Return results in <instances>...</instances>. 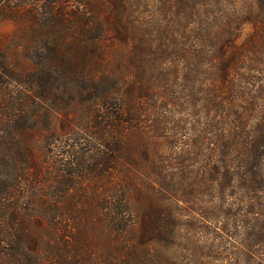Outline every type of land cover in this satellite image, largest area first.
Listing matches in <instances>:
<instances>
[{"label":"trees","instance_id":"obj_1","mask_svg":"<svg viewBox=\"0 0 264 264\" xmlns=\"http://www.w3.org/2000/svg\"><path fill=\"white\" fill-rule=\"evenodd\" d=\"M150 2L0 0V264H264V0Z\"/></svg>","mask_w":264,"mask_h":264},{"label":"rangeland","instance_id":"obj_2","mask_svg":"<svg viewBox=\"0 0 264 264\" xmlns=\"http://www.w3.org/2000/svg\"><path fill=\"white\" fill-rule=\"evenodd\" d=\"M105 0H103L104 2ZM145 3L143 7H141L140 9L145 13L143 14L144 17L149 16L150 11L153 10L152 8V4L150 2V0H144ZM169 84H171V86L173 85V83L177 82L176 84L180 83L179 80L176 78H170L168 80ZM175 87L177 85H174ZM174 87V88H175ZM183 106L181 107V109L185 108L186 110L181 112V113H175L172 115H168L167 116V121L165 124V132L163 134L157 133V132H153V137L155 139V142L159 145L160 147V151L163 154V156L165 157H170V158H174L173 155L176 154V156H178L179 154H185L183 152L186 151L188 148L186 146H183V144H186L188 142H190V140L192 139V131H191V122H192V118L195 115L193 111L191 110V107L189 104L183 103ZM192 115V117H191ZM175 125H179L181 126L183 129L179 130V129H175ZM190 144V143H189ZM201 151H199L198 153H196L195 155H192V162H193V168L196 170L198 163L199 162L201 164V160L203 159L201 156H199ZM206 151H203V155H205ZM175 163H178V161L174 160ZM204 176L205 174H203L202 176V184H201V189H205V191H203L202 195H199V200H198V204L194 205L193 208L195 210V212H203L205 211V209L210 207L211 209H216L219 205H221V202L217 200V198L215 197L214 194L217 195L218 194L215 192L214 194L209 193V186L213 187L215 185H217V183H214L215 185H212L211 182L209 181V179L206 180V182H204ZM234 186H236L235 184H233ZM202 191V190H201ZM209 191V192H208ZM237 199V198H236ZM238 201V200H237ZM226 204H231V203H236L235 197H226L225 199ZM220 203V204H219ZM216 207V208H215ZM229 206L224 205V210L228 209ZM186 209V207H183ZM218 209V208H217ZM182 209V213H183ZM231 210L233 211L234 208H231ZM186 216H190V215H194L192 213L188 214V213H184ZM195 216V215H194ZM217 221H218V225L220 227V225L222 224H226L227 222L231 221L230 217L227 218L226 216L220 214L217 216ZM213 229H208L203 227L202 230H197L196 232V239H198V241H196L197 246L199 247L198 252H202L204 255L207 256V259H209V261H215V257L214 254H217L218 257H225L226 255L224 254L226 248L222 247L221 243L217 242V239L212 242L211 238L213 235ZM212 243L213 244V248L212 249H207L204 248L206 246H209V244ZM181 254H185L184 252H182ZM208 255L211 256V258L208 257ZM212 262V263H213ZM213 264H219V261H215Z\"/></svg>","mask_w":264,"mask_h":264}]
</instances>
